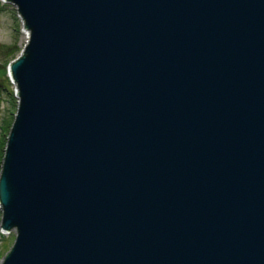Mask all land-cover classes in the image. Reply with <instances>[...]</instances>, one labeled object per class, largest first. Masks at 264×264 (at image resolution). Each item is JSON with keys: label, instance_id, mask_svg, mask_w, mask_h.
<instances>
[{"label": "water", "instance_id": "1", "mask_svg": "<svg viewBox=\"0 0 264 264\" xmlns=\"http://www.w3.org/2000/svg\"><path fill=\"white\" fill-rule=\"evenodd\" d=\"M1 1L0 264H264V0Z\"/></svg>", "mask_w": 264, "mask_h": 264}, {"label": "rangeland", "instance_id": "2", "mask_svg": "<svg viewBox=\"0 0 264 264\" xmlns=\"http://www.w3.org/2000/svg\"><path fill=\"white\" fill-rule=\"evenodd\" d=\"M27 39H24L23 35V22L18 17L17 10L15 6L11 3H3L0 0V68L6 67L9 62V59L7 58V55L5 54L6 50L3 49L4 46H11L18 49L17 54L14 59L18 58L21 54V52L24 49V46L26 45ZM10 61V62H11ZM5 87H7V91L12 92V97H14V100H12V97L7 93L3 92L1 94L2 100L0 103V127L3 125L6 126L7 123H11V121L14 119V115L17 108V99L15 97V86L10 81L8 74H7V68L5 73ZM7 81V82H6ZM10 130V129H9ZM9 130L5 132V136H8ZM1 131V130H0ZM0 219H1V210H0ZM1 233V230H0ZM4 237V240L0 243H5L9 248L14 243L15 238L11 236L8 233H1Z\"/></svg>", "mask_w": 264, "mask_h": 264}, {"label": "trees", "instance_id": "3", "mask_svg": "<svg viewBox=\"0 0 264 264\" xmlns=\"http://www.w3.org/2000/svg\"><path fill=\"white\" fill-rule=\"evenodd\" d=\"M4 50H6L5 54L7 55V58L9 59V62L7 64L10 63V61L12 59L15 58L18 49H16L15 47H11V46H4L3 47ZM7 67V66H6ZM6 67L4 68H0V103L2 100L1 94L2 91L7 92L11 97H12V92L11 91H7V87H5V82H4V78H5V73H6ZM7 82V81H6ZM12 100H14V97H12ZM17 103V101H16ZM13 120L11 121V123H7L6 126H2L0 127V171H1V164H2V159H3V155H4V148L6 145V141H7V136H5V132L7 130L10 129L11 124H12ZM4 240L3 235L0 233V242ZM10 248L5 244H1L0 243V261L3 259V257L9 252Z\"/></svg>", "mask_w": 264, "mask_h": 264}, {"label": "bare ground", "instance_id": "4", "mask_svg": "<svg viewBox=\"0 0 264 264\" xmlns=\"http://www.w3.org/2000/svg\"><path fill=\"white\" fill-rule=\"evenodd\" d=\"M23 35H24V39L26 40L28 36H27L26 31H24V30H23Z\"/></svg>", "mask_w": 264, "mask_h": 264}]
</instances>
